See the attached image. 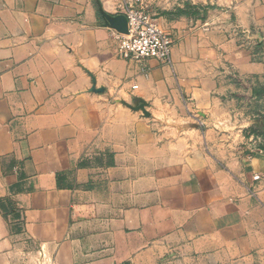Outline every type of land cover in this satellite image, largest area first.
<instances>
[{
    "label": "crops",
    "instance_id": "0c3cea01",
    "mask_svg": "<svg viewBox=\"0 0 264 264\" xmlns=\"http://www.w3.org/2000/svg\"><path fill=\"white\" fill-rule=\"evenodd\" d=\"M142 1L172 64L124 0H0V264H264V0Z\"/></svg>",
    "mask_w": 264,
    "mask_h": 264
},
{
    "label": "built area",
    "instance_id": "2783aa9c",
    "mask_svg": "<svg viewBox=\"0 0 264 264\" xmlns=\"http://www.w3.org/2000/svg\"><path fill=\"white\" fill-rule=\"evenodd\" d=\"M123 10L128 21V33L113 30L118 40L119 57L136 61L155 59L163 64H172V38L159 25L148 6L142 0H124ZM137 87V84L133 85V89Z\"/></svg>",
    "mask_w": 264,
    "mask_h": 264
},
{
    "label": "rangeland",
    "instance_id": "374dc122",
    "mask_svg": "<svg viewBox=\"0 0 264 264\" xmlns=\"http://www.w3.org/2000/svg\"><path fill=\"white\" fill-rule=\"evenodd\" d=\"M246 34L252 35L251 32H248V31L246 32ZM255 42H256L255 39H251L250 44L257 46L258 44ZM258 85H259L260 90H261L258 93L259 98L256 99L255 101L249 102L248 98L250 96L248 95V92L245 91L244 92L245 96L243 98L244 104L239 109L244 114L252 115L251 113H255L256 115H259L263 119L262 123L254 124V126L252 127V129L255 130L256 132L261 133V132H264V76L261 78L260 83ZM257 118H258V116H257ZM263 138H264V135H263ZM30 264H48V263L44 258L39 257V258H34L33 260H31Z\"/></svg>",
    "mask_w": 264,
    "mask_h": 264
},
{
    "label": "water",
    "instance_id": "95a60500",
    "mask_svg": "<svg viewBox=\"0 0 264 264\" xmlns=\"http://www.w3.org/2000/svg\"><path fill=\"white\" fill-rule=\"evenodd\" d=\"M101 12H102L103 16L106 18L107 23L111 28H113V29H115L121 33H128V21H127V18L124 14L111 15V14L104 12L103 10H101ZM91 91H94V92L103 91V88H96L95 78H93V86L91 88ZM116 102L122 103L123 105L128 106L133 110H142L146 116L150 115V113L148 112V110L146 108L147 102L143 99H140L135 105L128 103L127 101L122 100V99H118V100H116Z\"/></svg>",
    "mask_w": 264,
    "mask_h": 264
}]
</instances>
